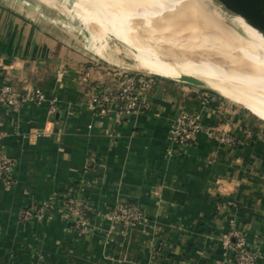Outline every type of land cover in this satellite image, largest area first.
Instances as JSON below:
<instances>
[{
    "label": "crops",
    "instance_id": "0c3cea01",
    "mask_svg": "<svg viewBox=\"0 0 264 264\" xmlns=\"http://www.w3.org/2000/svg\"><path fill=\"white\" fill-rule=\"evenodd\" d=\"M28 11L0 0L1 80L19 95L46 94L18 110L0 101V151L17 162L14 182L0 184V264H234L237 250L222 242L234 230L264 264V125L223 96L165 77L142 111L100 114L92 96L115 91L117 73ZM185 109L236 144L206 134L173 143L171 121ZM66 194L91 205L88 233L62 219ZM51 199L45 218L20 216ZM127 201L146 213V228L113 222Z\"/></svg>",
    "mask_w": 264,
    "mask_h": 264
},
{
    "label": "bare ground",
    "instance_id": "6f19581e",
    "mask_svg": "<svg viewBox=\"0 0 264 264\" xmlns=\"http://www.w3.org/2000/svg\"><path fill=\"white\" fill-rule=\"evenodd\" d=\"M73 1L74 10L84 24H94L102 29L101 38L108 33L129 47L132 44L145 47L153 44L154 49H150L155 51L153 56L150 51L130 47L137 58H148L146 60L155 64V67L169 68L156 69L152 74L172 79L194 76L222 95L229 92L230 88L217 85L213 80L218 75L236 79L241 92L248 94V97L241 96L238 100L264 112L261 110L264 109V27L240 1ZM179 7L182 13L185 9L188 15H173L171 9ZM198 11L210 26L204 28L205 31L197 29L196 23L192 21V15ZM232 19L238 22L241 31L231 25ZM165 45L172 47L164 52ZM169 56L175 59L171 64L166 59ZM215 59L219 63L214 62ZM174 61L178 64H174ZM183 63L187 66H182ZM148 69L151 70V66L146 71Z\"/></svg>",
    "mask_w": 264,
    "mask_h": 264
},
{
    "label": "built area",
    "instance_id": "2783aa9c",
    "mask_svg": "<svg viewBox=\"0 0 264 264\" xmlns=\"http://www.w3.org/2000/svg\"><path fill=\"white\" fill-rule=\"evenodd\" d=\"M158 76L146 72H118L116 90L101 89L92 96V108L100 114L114 113L118 117L140 112L148 105L149 96L158 82ZM45 100L46 94L42 89H37L28 95H19L12 85L2 81L0 77V101L9 108L18 110L27 103L41 104ZM56 110L57 106L53 102L49 112L54 114ZM200 134L214 138L219 144L231 147L236 144V138L232 132L206 126L201 114L197 112L185 109L171 121L169 139L175 144L190 146ZM16 165L15 159L0 151V184L10 186L14 182ZM55 200L51 199L25 208L20 216L22 219L33 217L43 219L55 208L57 203ZM58 204L62 219L85 233L90 231L92 207L84 198L66 194L59 197ZM111 213L114 223L143 228L149 225L146 213L134 202H121ZM222 242L225 248L237 250L234 264H258V253L250 247L238 231L234 230L224 235Z\"/></svg>",
    "mask_w": 264,
    "mask_h": 264
},
{
    "label": "rangeland",
    "instance_id": "374dc122",
    "mask_svg": "<svg viewBox=\"0 0 264 264\" xmlns=\"http://www.w3.org/2000/svg\"><path fill=\"white\" fill-rule=\"evenodd\" d=\"M20 1L22 2V4H24L26 8H29L30 11L28 12L31 14V17L34 18V20H36L38 23H40L41 25L47 28L55 30V32H57L58 34H61L65 42L79 48L81 50L80 51L81 53L91 56V58L93 59L107 62L106 63L107 66H110L114 73L123 72V71L153 73V71H155L156 69H160V68L169 69L168 67L164 68L162 66L155 67V64L152 65V63L148 62L149 60L148 61L146 60L148 58H146L145 60L142 58L140 59V57L137 58L136 54L134 53V50L130 48V47H134L139 51L141 50H146L148 52L150 51V55L153 56V53L155 54V51L150 50V49H154L153 48L154 45L151 43L148 45V47H145L140 44L137 45L132 44L129 47L128 45L117 40L108 33H106V35L103 38H101L100 35L102 29H98L96 25L94 26V24L91 25L84 24L77 16L74 10L73 0H20ZM179 8H172L171 9L172 14L173 15L177 14L176 16L178 17H180L183 14L188 15L185 9H184V13H182L183 11L181 10V8L180 9ZM172 18L174 19L173 16ZM192 21L196 23L197 29H199L200 31H205V29L210 27L205 22L206 20L203 14L200 13L199 11L195 12V14L192 15ZM230 23L235 29L241 31V27L238 25V22L235 19L230 20ZM171 47L172 46L165 45L163 51L167 52L168 49ZM173 49L176 50L175 47H173ZM166 59L168 60L169 63L175 60L172 58V56H169ZM214 62L219 63V60L215 59ZM149 64L151 66V70L148 69V71H146L147 68L150 67ZM174 64H178V62L174 61ZM181 65L184 67L187 66L186 63H183ZM158 77H163V76L159 75ZM220 77L221 76L218 75L217 79L213 80L214 81L213 83H216L217 85L227 86L228 88H230V91L224 93L223 95L210 89L207 86H197L185 81H181L179 79H172V78L169 79L185 84L186 86H192L195 89H201L203 90L202 92H207V91L214 92L219 96H223L228 101L236 104L238 108L247 110L250 114L255 116L257 120L261 122V124L264 125V112H261L256 108L249 106L246 103L242 104L241 101L243 100L240 101L238 100L239 98H241V96H247L248 94L241 92L237 80L232 78H226V77L220 78ZM253 98L254 97H252V99ZM261 110L264 111L263 108H261Z\"/></svg>",
    "mask_w": 264,
    "mask_h": 264
},
{
    "label": "water",
    "instance_id": "95a60500",
    "mask_svg": "<svg viewBox=\"0 0 264 264\" xmlns=\"http://www.w3.org/2000/svg\"><path fill=\"white\" fill-rule=\"evenodd\" d=\"M246 6V8L253 14L255 19L261 23L264 27V0H238ZM181 81H185L197 86H205L203 81L194 77L185 75L179 78Z\"/></svg>",
    "mask_w": 264,
    "mask_h": 264
}]
</instances>
